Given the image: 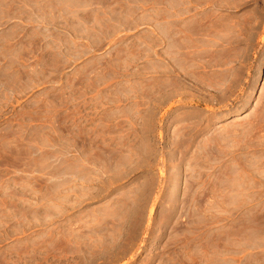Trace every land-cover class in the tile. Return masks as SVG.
I'll use <instances>...</instances> for the list:
<instances>
[{"label":"rangeland","instance_id":"1","mask_svg":"<svg viewBox=\"0 0 264 264\" xmlns=\"http://www.w3.org/2000/svg\"><path fill=\"white\" fill-rule=\"evenodd\" d=\"M106 8L0 0V264H264V31L239 106L164 108Z\"/></svg>","mask_w":264,"mask_h":264},{"label":"crops","instance_id":"2","mask_svg":"<svg viewBox=\"0 0 264 264\" xmlns=\"http://www.w3.org/2000/svg\"><path fill=\"white\" fill-rule=\"evenodd\" d=\"M106 11L105 42L123 38L140 85L162 82V107L226 111L252 91L264 31L260 0H107Z\"/></svg>","mask_w":264,"mask_h":264},{"label":"bare ground","instance_id":"3","mask_svg":"<svg viewBox=\"0 0 264 264\" xmlns=\"http://www.w3.org/2000/svg\"><path fill=\"white\" fill-rule=\"evenodd\" d=\"M236 121V120H235Z\"/></svg>","mask_w":264,"mask_h":264}]
</instances>
